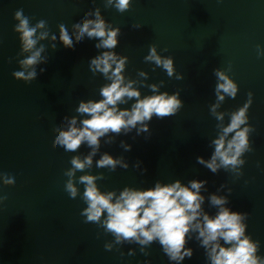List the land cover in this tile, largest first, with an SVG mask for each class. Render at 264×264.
<instances>
[{
  "label": "water",
  "instance_id": "obj_1",
  "mask_svg": "<svg viewBox=\"0 0 264 264\" xmlns=\"http://www.w3.org/2000/svg\"><path fill=\"white\" fill-rule=\"evenodd\" d=\"M105 4L106 0H0V174L15 177L12 187L0 180V197H7L0 203V264H173L158 242L148 248L149 256L136 244L107 251L105 244L114 237L95 223H85L81 212L87 205L64 191L71 158L53 147L55 129L66 123L64 117L78 115L81 101H99L101 87L110 82L89 71L90 60L103 51L96 49V41L85 39L73 49L65 48L59 43V25L64 24L71 34L72 26L96 8L113 27L121 28L115 51L129 58L125 75L141 80L138 72H147V85L163 81L160 91H179L184 107L176 116L154 117L150 134L136 136L134 130L116 137L111 145L102 138L93 168L78 172L77 178L103 173L106 179L98 185L105 192L125 187L147 190L157 181L180 180L187 185L190 180H206L205 197L228 196L233 211L249 214L247 234L259 241L258 255L264 257V57L257 52V45L264 49V0H133L125 13ZM20 9L33 25L47 21L57 36L55 51L49 41L42 42L48 64L39 65L37 71L39 67L47 70L31 84L13 76L20 70L21 42L14 31L18 23L14 14ZM137 24L143 27L135 29ZM152 45L162 56L174 58L183 80L170 78L162 68L145 62ZM229 66L228 74L239 92L235 99L226 97L218 111H235L247 102L249 92L254 94L248 114L255 129L250 137L253 151L243 157L246 164L239 178L223 169L214 174L197 163V157L210 159L211 141L217 138L218 121L210 112L216 102L214 70ZM139 90L144 96L153 94L148 87ZM134 102L120 107L130 108ZM120 141L132 150L125 152ZM89 151L85 144L77 154ZM104 152L124 156L130 167L115 172L97 168L95 161ZM137 161L142 162L141 170L147 169L145 174L135 168ZM221 185L227 187L218 191ZM77 186L82 195L84 186ZM203 207L210 215L217 212L207 199ZM187 247L194 255L183 264H210L194 237ZM132 250L135 255H128Z\"/></svg>",
  "mask_w": 264,
  "mask_h": 264
},
{
  "label": "clouds",
  "instance_id": "obj_2",
  "mask_svg": "<svg viewBox=\"0 0 264 264\" xmlns=\"http://www.w3.org/2000/svg\"><path fill=\"white\" fill-rule=\"evenodd\" d=\"M132 4L133 0H106L105 7H115L120 13H125ZM14 19L18 22L14 31L19 35L21 52L17 57L20 70L14 71L13 76L17 81L31 84L37 80L38 74L47 70L39 67V73L37 71L39 65L48 64V57L43 55L46 45L42 42L49 41L55 51L57 36L50 32L45 20L33 25L23 9L15 12ZM133 27L140 29L143 25ZM121 35V28L108 23L99 8L87 12L80 22L75 23L71 34L64 24L59 25V43L65 48L73 49L85 39L96 41V49L103 51L90 60L89 71L93 76L102 74L110 82L101 87L99 94L102 98L99 101H81L76 109L78 115L64 117L66 123H61L55 129L57 135L53 147L71 158V167L64 173L67 177L65 193L72 199L79 197L87 205L81 212L86 217L85 223H95L114 237L113 241L105 244L107 251L114 248L118 251V245L136 244L143 255L149 256L148 248L158 242L173 264H183L186 258L191 259L194 255V250L187 247L194 237L205 250L210 264H264V257L258 255L259 241L247 234L249 214L233 211L228 206V196L211 194L205 197L202 190L207 191L206 180H190L187 185L180 180L170 184L157 181L154 187L147 190L125 187L119 192H105L98 185V181L106 179L103 173L84 174L77 178L78 172H89L93 168L94 158L100 153L102 138L106 137L104 143L111 145L116 142V137L127 136L134 130L136 136L150 134V122L154 117L161 120L173 117L184 107L179 91L175 94L160 91L163 81L147 85V72H138V76L143 78L141 80H133L125 75L129 58L115 51ZM257 52L258 56L264 57V49L259 45ZM145 62L162 68L170 78L184 79L182 74L177 75L174 58L162 56L156 45L150 46ZM231 71V66L225 70H214L217 78L216 102L211 105L210 112L218 121L217 138L211 141L214 151L210 159L197 157V163L214 174L223 169L239 178L243 176L242 169L246 164L243 157L253 151L250 137L255 129L249 124L248 114L254 94L249 92L247 102L235 111H218L226 97L235 99L239 92V85L228 74ZM141 87L150 88L153 94L142 95ZM133 100L135 102L130 108L120 107ZM226 117L229 119L227 124ZM85 144L90 151L87 155H78V150ZM120 147L125 152L132 150L126 141H120ZM141 163L137 161L135 168L141 170ZM95 166L111 172L130 167L124 156L116 158L107 152L100 155ZM141 171L145 174L147 169ZM0 180L5 186H15L14 176L0 174ZM78 184L84 186L82 195ZM226 187L221 185L218 191ZM231 191L229 188V194ZM6 199V196L0 197V203ZM206 199L210 206L217 209L215 215L205 211L203 205ZM128 255H135V250Z\"/></svg>",
  "mask_w": 264,
  "mask_h": 264
}]
</instances>
